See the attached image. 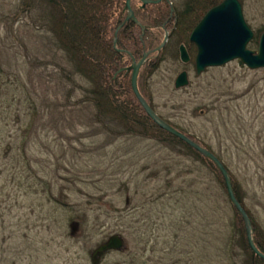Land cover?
Segmentation results:
<instances>
[{
    "label": "rangeland",
    "instance_id": "1",
    "mask_svg": "<svg viewBox=\"0 0 264 264\" xmlns=\"http://www.w3.org/2000/svg\"><path fill=\"white\" fill-rule=\"evenodd\" d=\"M167 1L143 21L160 25L161 10H173L175 27L190 0ZM239 1L257 51L264 0ZM47 11L40 0H0V264H92L114 235L124 250L101 264H250L210 164L170 137L129 135L99 117L93 85L59 48ZM188 33L165 44L139 90L219 158L264 243V69L234 60L198 75L178 53ZM182 72L189 84L176 89Z\"/></svg>",
    "mask_w": 264,
    "mask_h": 264
},
{
    "label": "trees",
    "instance_id": "2",
    "mask_svg": "<svg viewBox=\"0 0 264 264\" xmlns=\"http://www.w3.org/2000/svg\"><path fill=\"white\" fill-rule=\"evenodd\" d=\"M40 1L48 8L46 17L50 18L48 21L49 28L59 48L67 53L77 72L93 85L90 96L96 105L98 116L113 120L129 135H148L158 139H161L162 136L170 137L178 144L183 145L189 153L207 161L225 186L221 173L211 161L206 160L187 144L168 134L149 117L133 92L132 74L120 72L131 65L133 58L139 61L146 51L159 47L165 30H169V24L168 26L164 24L168 22L167 10H161L160 25H150V22L143 21L142 14L149 9L153 10L152 7L155 8L157 5H148L142 9L140 0H132L131 2V8L139 24L126 20L128 16L125 10L127 0ZM209 3L207 1L197 8L189 10L188 14L178 21L177 28L179 31L182 33L188 31V35H190L194 26L201 21H195L197 15ZM153 35L158 36L156 41H154ZM260 36L258 35L259 38ZM186 43L189 44V38L188 40L186 38ZM151 66L146 64L143 67L139 77L140 84L144 73L147 74L148 70L152 68ZM140 92L145 97V91L141 90ZM232 185L238 201L242 204L233 180ZM236 215L239 223L240 240L245 250L248 251L250 264H264V260L259 257L253 258L247 241L244 221L238 212ZM251 221L254 242L264 254L262 235L252 219ZM73 224L76 222H72L71 230L76 229Z\"/></svg>",
    "mask_w": 264,
    "mask_h": 264
},
{
    "label": "water",
    "instance_id": "3",
    "mask_svg": "<svg viewBox=\"0 0 264 264\" xmlns=\"http://www.w3.org/2000/svg\"><path fill=\"white\" fill-rule=\"evenodd\" d=\"M131 1L132 0H127L125 10L128 11V17L126 20H131L134 23L139 24L131 9ZM161 1L162 0H141L143 8L147 5L159 4ZM253 38L254 33L245 21L240 2L238 0H225L221 5L213 8L204 16L190 37L191 43H194L198 49V55L196 58L197 73L201 74L207 68L223 66L234 60H239L241 66L246 65L252 70L264 69V33L260 38L258 51L256 52L248 49V45ZM166 42L167 39L165 40V43ZM165 43L156 51L160 52ZM180 52L182 62L188 63L190 57L184 46L180 48ZM148 55L149 54L145 55L139 63H136L134 60L133 65L128 69V71H133L132 88L134 94L137 96L149 117L161 129L184 142L193 150L201 154L205 159L214 164L224 179L228 197L232 205L244 221L247 241L249 248L252 251L253 258L255 259L256 257H259L264 260V254L257 248L253 239L252 221L241 203L238 201L233 189L231 176L223 163L209 150L203 148L190 137L184 135L160 119L140 94L138 78ZM187 85V73H182L176 80V88L179 89ZM124 247V241L119 235L111 237L106 243L99 246L92 253L91 259L93 264H99L102 256L107 252L122 251L124 250Z\"/></svg>",
    "mask_w": 264,
    "mask_h": 264
},
{
    "label": "flooded vegetation",
    "instance_id": "4",
    "mask_svg": "<svg viewBox=\"0 0 264 264\" xmlns=\"http://www.w3.org/2000/svg\"><path fill=\"white\" fill-rule=\"evenodd\" d=\"M167 1V0H166ZM207 1H209L210 3H209V5L205 8V9H203V10H201V12L197 15V17H196V19H195V21H200V20H202L203 19V17L210 11V10H212L213 8H215V7H218L219 5H221L225 0H190V1H188V3L186 4V6H185V11H184V13H185V15H187L188 14V12H189V10H191V9H193V7L194 6H199V5H201L202 3H205V2H207ZM168 2V1H167ZM240 2V1H239ZM142 4V3H141ZM142 9H145V8H143V6L141 7ZM203 13V15H201ZM170 15H171V17L169 16V30H165V32H164V34H163V42H164V40H165V38L167 37V43H166V45L170 42V39L174 36V34L176 33V35H179L178 34V32H180L179 30L177 31V28L175 29V27L177 26V24L175 25V27H174V23H173V15H176L175 14V11H173V10H171L170 11ZM177 16V15H176ZM201 16V17H200ZM202 18V19H201ZM199 24V22L197 23V25ZM197 25H195L194 26V29L197 27ZM194 29H192L191 30V32H190V36H189V44L188 43H184V42H181L180 44H179V46H178V53H179V56H180V48H181V46H184L185 47V49H186V51H187V53H188V55H189V57H190V61H189V65L190 64H194V67H195V69H196V56H197V52H198V50H197V46L194 44V43H191V41H190V37H191V35H192V33H193V31H194ZM176 30V31H175ZM145 33V32H144ZM162 44V43H161ZM157 48H159V47H157ZM157 48H155V49H152V50H149V51H146L145 53H144V55H143V57H142V59L144 58V56L145 55H147V54H149L148 55V57L146 58V60H145V63H144V66L146 65V64H150V65H152L153 66V62H156L158 59H159V54L162 52H160V53H157L156 52V50H157ZM195 53V54H194ZM130 54V53H129ZM132 55V54H131ZM130 55V56H131ZM172 56V52L171 51H169V57H171ZM132 57V56H131ZM141 59V60H142ZM134 60H135V62L136 63H139L141 60H139V61H136V59L135 58H133L132 59V62H131V65H129V66H127L125 69H122L120 72H125V74H133V71H128V69L133 65V62H134ZM143 66V67H144ZM151 66V67H152ZM143 67L141 68V71H142V69H143ZM141 71H140V74H141ZM196 72H197V69H196ZM182 73H187V72H182ZM181 73V74H182ZM140 74H139V77H140ZM188 73H187V78H188ZM171 77V76H170ZM178 77H179V75H178ZM177 77V78H178ZM177 80V79H176ZM188 83H189V80H188ZM172 85V84H171ZM175 85H176V81H175ZM169 87H171V86H169ZM143 96V98L147 101V103L149 104V106L153 109V107H152V105H151V102H150V100L148 99V97L145 95V97H144V95H142ZM154 112H155V110H154ZM156 113V112H155ZM157 114V113H156ZM160 117V116H159ZM161 118V117H160ZM169 124V123H168Z\"/></svg>",
    "mask_w": 264,
    "mask_h": 264
}]
</instances>
